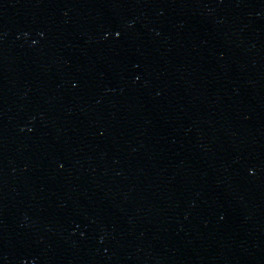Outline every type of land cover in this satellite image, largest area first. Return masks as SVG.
<instances>
[{"label":"water","instance_id":"obj_1","mask_svg":"<svg viewBox=\"0 0 264 264\" xmlns=\"http://www.w3.org/2000/svg\"><path fill=\"white\" fill-rule=\"evenodd\" d=\"M24 264H264V0H105Z\"/></svg>","mask_w":264,"mask_h":264}]
</instances>
